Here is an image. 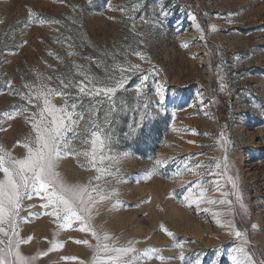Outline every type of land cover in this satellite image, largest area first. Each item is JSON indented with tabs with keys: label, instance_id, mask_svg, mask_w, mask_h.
<instances>
[{
	"label": "rangeland",
	"instance_id": "rangeland-1",
	"mask_svg": "<svg viewBox=\"0 0 264 264\" xmlns=\"http://www.w3.org/2000/svg\"><path fill=\"white\" fill-rule=\"evenodd\" d=\"M122 77L111 99L88 94ZM40 84L56 108L76 104V154L57 171L113 193L95 194L88 223L117 246L132 241L133 264H233L241 246L264 259V0H0V146L16 158L44 106ZM92 131L103 140L95 151ZM45 202L23 201L21 253L32 264H92L95 237L75 219L61 227Z\"/></svg>",
	"mask_w": 264,
	"mask_h": 264
},
{
	"label": "snow or ice",
	"instance_id": "snow-or-ice-1",
	"mask_svg": "<svg viewBox=\"0 0 264 264\" xmlns=\"http://www.w3.org/2000/svg\"><path fill=\"white\" fill-rule=\"evenodd\" d=\"M120 10L123 11V9ZM136 54L139 55V53ZM131 68L140 70L139 65H132ZM146 80L147 76L136 86L138 91L145 86ZM125 83L126 80L122 77L115 81L114 87H96L88 90V94L97 96L103 94L111 99L112 94L117 89L123 88ZM8 84L10 85L11 81H8ZM80 85L79 93H85L84 81H80ZM24 87L31 88L32 85H25ZM64 87L67 88L68 85L65 84ZM156 92L160 100L163 101L164 93L161 85H157ZM52 93L53 90L46 88V85L40 84L36 87V99L43 96L44 106L38 113L32 114L33 134L26 137L23 144L26 154L22 158H16L3 146H0V173H3V178L0 179V236L7 238L6 240L0 238V245H2L0 246V264H32V261L36 259V257H25L20 251V244L27 241L15 238L18 236L16 221L23 201L25 198L31 199L32 195L41 196L46 201L42 207L51 208L50 214L63 221L61 227H71V223L75 219L82 225L81 231L91 232L97 241L92 264H133L137 257L135 255L130 256V254L137 253V249L132 246V241H128L126 245L117 246L108 233L101 234L88 223L92 216V206L96 203L95 194L100 193V199L106 200L110 199L113 193L102 192L100 187L93 186L91 181L87 185H69L57 171L58 161L62 157L76 154V149L71 146V141L68 139V134L74 132L76 125V120L73 118L76 104L70 106L71 110L68 106L56 108L48 99ZM18 94L32 103L31 96L25 93ZM59 94L68 95V93ZM9 118L13 117L9 116ZM79 118L83 119L82 116ZM93 127L96 126L93 125ZM91 137V144L95 151L98 144L103 145V140L99 131H92ZM85 155L87 156L89 153H85ZM93 159H95L94 155ZM161 163L157 160V164ZM176 175H181L180 171H177ZM93 179L99 180L100 177L96 176ZM235 187L236 184L233 182V188ZM191 190V188L188 189L189 192ZM202 196L203 190L193 202L198 203ZM185 198L187 199V197ZM237 200H242V197L238 195ZM208 203H216V201H208ZM227 203L231 204L232 202L228 201ZM240 207L244 209L242 203ZM252 227L256 228V225ZM168 235L172 236L173 234L168 232ZM235 236L240 238L242 233L237 230ZM244 242L245 244L248 243L246 238ZM77 243L89 244V241L82 240L77 241ZM59 246L62 245H54L49 251ZM176 246L183 247L182 244ZM152 251L156 250L152 249ZM233 253L231 255L233 264H264V259L257 260L254 254L249 253L243 246L235 248ZM47 254V252L40 253L41 256ZM143 255L148 256V251L145 250ZM160 258L163 259V257ZM181 258H183L182 252ZM64 259L77 258L65 257ZM196 264H200L199 259H197Z\"/></svg>",
	"mask_w": 264,
	"mask_h": 264
}]
</instances>
